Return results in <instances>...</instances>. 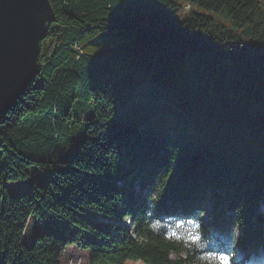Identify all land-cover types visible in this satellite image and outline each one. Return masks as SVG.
<instances>
[{"label": "trees", "instance_id": "1", "mask_svg": "<svg viewBox=\"0 0 264 264\" xmlns=\"http://www.w3.org/2000/svg\"><path fill=\"white\" fill-rule=\"evenodd\" d=\"M51 1L40 72L0 122L1 264H62L73 244L88 264H219L238 245L250 257L264 226V0ZM112 31L125 42L85 49ZM34 217L45 227L28 245Z\"/></svg>", "mask_w": 264, "mask_h": 264}, {"label": "water", "instance_id": "2", "mask_svg": "<svg viewBox=\"0 0 264 264\" xmlns=\"http://www.w3.org/2000/svg\"><path fill=\"white\" fill-rule=\"evenodd\" d=\"M51 0H0V122L40 72Z\"/></svg>", "mask_w": 264, "mask_h": 264}, {"label": "rangeland", "instance_id": "3", "mask_svg": "<svg viewBox=\"0 0 264 264\" xmlns=\"http://www.w3.org/2000/svg\"><path fill=\"white\" fill-rule=\"evenodd\" d=\"M182 2H186L185 0H180ZM187 9H183L179 14H178V18L179 19H184L189 13V5L186 6ZM201 11L204 10V8L200 9ZM207 12L209 13H214L211 10H207ZM91 39L87 41L86 45H85V49L89 52H93V53H98L101 52V45L106 43L107 45L112 42L113 40H117V41H124L126 40L125 37H121L118 36L116 34V32L112 31V32H108L104 37H90ZM96 39L97 42H93V40ZM105 44V45H106ZM32 172H35V174L33 175V177H37L38 180L40 181H45L48 176L50 175V170H38L37 167H32L31 168ZM33 177L30 179H27L25 181H20V182H11L8 185V192L12 195H20L26 191H28L29 189L32 188L33 185ZM135 187L139 189V185L136 182L135 183ZM1 189V188H0ZM264 210V208H263ZM128 224L130 223L129 220L126 221ZM193 223L188 224V225H182V228L188 233V235H192L193 234ZM44 224L41 223L40 220H38L36 217L33 218V220L31 221V224L29 226V229L27 231V236H26V243L28 245H32L36 239V237L44 230ZM234 230H238V226L235 225L234 226ZM263 235H264V229H263ZM264 250V243L260 248V251ZM260 251H259V256H260ZM261 255L264 256V252H261ZM172 256L176 257L177 254L173 253ZM259 256H252L251 260L252 264L254 263H258L260 262V264H263V259L259 258ZM230 259V264H240V260H242V252L241 249L238 247L236 249V252L234 253L233 256H228ZM257 259V260H255ZM90 261V250L88 248H86L84 245H80V244H73L67 247V249L65 250V252L63 253L62 256V264H88ZM248 262V263H249ZM2 263V259H1V240H0V264ZM246 263V264H248ZM125 264H147L146 262H144L143 260H127L125 262ZM197 264V263H194ZM222 264L221 260L220 263Z\"/></svg>", "mask_w": 264, "mask_h": 264}, {"label": "snow or ice", "instance_id": "4", "mask_svg": "<svg viewBox=\"0 0 264 264\" xmlns=\"http://www.w3.org/2000/svg\"><path fill=\"white\" fill-rule=\"evenodd\" d=\"M197 239H199L197 237ZM219 259L221 260L222 264H230V259L227 255H220Z\"/></svg>", "mask_w": 264, "mask_h": 264}, {"label": "bare ground", "instance_id": "5", "mask_svg": "<svg viewBox=\"0 0 264 264\" xmlns=\"http://www.w3.org/2000/svg\"><path fill=\"white\" fill-rule=\"evenodd\" d=\"M255 260H257V259H255ZM254 264H260V262H258V263H254Z\"/></svg>", "mask_w": 264, "mask_h": 264}]
</instances>
